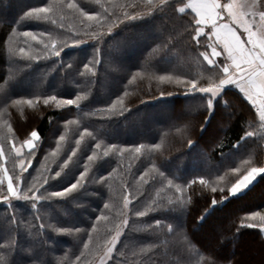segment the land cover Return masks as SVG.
<instances>
[{
	"label": "snow or ice",
	"instance_id": "6c2138e0",
	"mask_svg": "<svg viewBox=\"0 0 264 264\" xmlns=\"http://www.w3.org/2000/svg\"><path fill=\"white\" fill-rule=\"evenodd\" d=\"M179 2L182 6L175 7L176 0H123V3L119 5L122 12L118 15L115 6H112L111 11L109 7H101L100 11H89L85 10L77 0H52L46 4L42 3V6L28 8L16 21L17 27L11 29L12 35L18 37L28 47L26 49L17 44L15 48H10L9 52L19 55L20 59L26 62V67H31L33 62L53 61L55 58L53 70L60 66L61 76L68 75L76 67L75 57L67 62L62 60L63 50L89 41L94 42L91 58L83 63V68L91 73L88 83L83 87L77 85L79 92L75 99L61 98L58 94L37 96L36 100L42 99L45 106L55 105L57 109L76 106L79 109L81 102L86 101L92 94L95 77L98 76L94 66L101 64L103 60L105 37L125 22L151 16L154 12L165 14V22H168L167 13L171 10L172 26L177 29L179 24L184 29V33L191 37L188 44L189 49L197 54V59L202 58L200 59L201 67L212 75L205 79L170 69L159 70L156 67L157 58L161 55L174 54L176 46L174 47L173 44L180 33L177 30L174 33L164 32L163 29L158 28V31L162 33V38L152 42L138 65L139 71L128 73L127 69L118 62L113 63V71L123 72L125 78L129 75L130 78L127 79V84L123 85V96L118 95L107 108L98 111L107 114L108 119L128 112L130 107L126 104L125 98L130 93L127 89L135 82L142 80L149 82L148 94L151 98L177 94L192 97L194 102L184 105V118L172 120L167 124V131L163 132L161 143L140 144L134 148H123L118 144L104 146L99 139L101 136L99 130L89 131L85 126L84 130L79 132V138L75 140L76 146L72 148L71 154L63 164L59 165L60 170L44 168L43 171L38 170L39 174L35 176L30 171L33 160L25 157L34 158L36 155V150L40 146L37 143L39 140L37 131H31L19 147L16 146L14 136L5 144H0V205L6 207L4 222L0 223V264H65V257L69 253H65V257L55 255V249L51 246L52 242L48 239L49 232L53 235L73 237L82 243L83 248L75 257L73 264H83L87 252L91 251V246L96 243L101 230L104 235V252L100 257V264H109L122 237L127 235L126 230L130 228L133 217L138 222H142L140 218L163 210L180 212L186 217L191 208L196 205L197 197L207 196V207H203L198 217L195 218L196 223H200L205 219L209 208L222 203L229 196L242 192L256 176L264 174V166H252L248 160L243 161L245 165L243 168L235 165L226 166L222 171L205 172L186 181H181L176 174H168L162 170L164 163L168 161L163 150L164 140L168 136H176L180 140L181 148L192 146L193 137L204 131L209 123L217 98H221L226 89L233 87L238 90L236 93L238 96L243 94L251 106L249 111L254 109L258 120L254 118L248 124V128L253 130L244 129L243 135H240L236 143L231 146L235 149L240 146L241 141L253 140L257 150L264 151V0H187V2L179 0ZM97 3L99 4V0ZM138 9L143 10L138 11ZM57 11L71 14V19L78 22L66 27L65 17L61 16L59 22L55 18ZM186 11L191 12L192 18L185 24L186 17L183 15L177 17L176 13L184 14ZM28 20L47 22L53 27L39 32H18L20 25ZM81 37L86 39H81ZM202 40L205 42L201 43ZM124 43L126 42H123L122 46ZM201 48L204 51H200ZM77 75L83 78L85 73L78 72ZM152 84L156 85L158 95L152 93ZM0 103L8 109L22 105L33 107L32 99H12L11 96L5 102ZM224 107L228 118L234 117V110L227 101H224ZM194 113H199L203 117L198 129L192 121L186 119ZM72 123L75 121H68L65 128L67 129V126ZM5 126L8 133L12 134V125L6 122ZM86 138L93 143H91V155H87L83 170L79 171V175L75 176L67 186L56 191L49 190L46 185L50 181L63 175L69 169L70 162H73L78 154H86L85 149L90 146L85 142ZM66 139L65 135L59 137L56 151L52 153L53 156L58 155L60 142ZM220 140L222 137L219 136L214 147L222 149L223 145L219 142ZM8 152L14 153L17 161L16 166L11 170L3 163ZM127 152H134L137 159L143 157L145 152L158 154V158L151 160L139 177L143 185L155 188L156 191V196L151 199L143 211L136 210L134 207L133 202L136 197L129 193L130 181L121 178L122 201L111 195L110 181L114 179L113 173L123 167L121 162H118L117 168L112 169L107 176L97 175L94 171L98 162L110 156L120 161ZM204 155L208 158V153ZM89 182L101 187L109 186V199L112 201V203L103 204V207L98 210L99 214L89 222L90 227L61 224L49 213L42 212V201L65 200L81 191ZM156 185L159 187H155ZM168 193L171 195H166ZM13 201L28 202L31 207L29 216L21 215L14 207ZM238 219L240 220L238 226H235V220L232 222L231 226L235 227V231L230 235L225 234L227 229H218V239L210 241L208 248H201L202 251L196 252L198 259L194 261V264H237V261L220 257V246L226 240H232L235 246L238 240L237 234L241 229L259 227L261 232H264V212L253 211ZM160 228L165 229V236L172 237L181 246L192 245L185 224L171 222L167 219H155L154 223L146 225L143 231L151 234L155 229ZM85 235L88 237L86 241L82 239ZM97 247H99L98 244ZM156 247L158 245H152V248ZM133 255H138V253L134 252ZM21 256L24 259L18 260ZM117 264H128V262L127 260L118 261Z\"/></svg>",
	"mask_w": 264,
	"mask_h": 264
},
{
	"label": "trees",
	"instance_id": "16d2710c",
	"mask_svg": "<svg viewBox=\"0 0 264 264\" xmlns=\"http://www.w3.org/2000/svg\"><path fill=\"white\" fill-rule=\"evenodd\" d=\"M49 2L52 0H0V102H5L9 96L12 99L33 100V107L22 105L13 109H8L0 103V144H5L12 136L15 137L16 144H19L28 137L31 131H37L39 136L37 143L40 146L36 150V155L34 158L25 157L33 160L30 171L35 176L39 174L38 170L43 171L44 168L50 167L54 171H59V165L63 164L71 154L72 148L76 146L75 140L79 138V132H82L85 126L89 131L99 130L101 135L99 139L104 146L118 144L123 148H134L140 144L161 143L163 132L167 131V124L172 120L184 118V105L194 102L192 97L177 94L151 98L148 94L149 82L142 80L135 82L127 89L130 93L125 98L126 104L130 107L128 112L108 119L107 114L98 110L107 108L118 95L123 96V85L127 84V79L130 78V75L125 78L123 72L113 71V63L118 62L127 69L128 73L139 71L138 65L152 42L162 38V33L158 31V28L163 29L164 32L174 33L177 30L180 33L173 44L174 47L176 46L174 54L161 55L157 58L156 67L159 70L170 69L205 79L212 75L201 67L200 59L202 58L197 59V54L189 49L188 44L191 37L184 33V29L179 24L177 29L172 26L171 10L167 13L168 22H165V14L154 12L151 16L125 22L105 37L103 60L101 64L94 66L98 76L95 77L92 94L86 101L81 102L79 109L76 106L57 109L55 105H43L42 99L37 101L36 97L58 94L61 98L75 99L79 92L77 85L83 87L91 79V73L83 68V63L91 58L94 42L89 41L63 50L61 59L67 62L75 57L74 65L76 66L72 72L64 76L60 74V66L53 70L55 58L53 61L33 62L31 67H26V62L20 59L19 55L9 52V49L15 48L17 44L26 49L28 47L11 32L12 28L17 27L16 21L22 13L30 7L42 6V3ZM77 2L89 11H100L101 7H109L111 11L112 6H115L118 15L122 12L119 5L123 3V0H99V4L97 0H77ZM174 6L182 5L179 0H176ZM142 10L138 9V11ZM182 15L186 17L185 24L192 18L190 11L184 14L176 13L177 17ZM61 16L65 17L66 27L78 22L71 19V14L57 11L55 18L58 22ZM52 27L47 22L28 20L20 25L18 32H39L52 29ZM81 39L86 38L81 37ZM123 42H126L124 46H122ZM200 51L204 49L201 48ZM78 72H84L85 76L79 77ZM151 88L152 93L158 95L156 85L152 84ZM236 93H238L237 89L229 88L225 90L221 98H217L209 123L204 131L193 137L192 146L181 148L180 140L176 136H168L164 140L163 150L168 161L164 163L162 170L168 174H176L181 181H186L205 172L222 171L226 166L235 165L243 168L244 160L250 161L251 165L261 166L264 151L257 150L253 140L241 141L240 146L235 149L231 146L236 143L240 135H243L244 129L253 130L248 128V124L254 118L258 120L255 110L249 111L251 106L248 101L241 94L238 96ZM224 101H227L234 110L235 115L231 119L227 116ZM85 113L88 115H84ZM157 113L165 114L166 117L157 121L156 125L145 117ZM202 118L199 113L186 117L195 124L197 129ZM68 121H75V123L68 125L66 129L65 125ZM6 122L12 125V134L8 133ZM61 135H65L67 139L60 142L59 153L53 156L52 153L56 151L57 141ZM219 136L222 137L219 141L223 145L222 149L214 147ZM85 142L90 145L85 149L86 154H78L74 161L70 162L69 169L63 175L50 181L46 185L49 190L56 191L67 186L75 176L79 175V171L83 170L87 155H91V143H93L87 138ZM5 150L7 152V147ZM205 153H208V158L205 157ZM157 158L158 154L145 152L143 157L137 159L134 152H127L120 161L110 156L98 162L94 171L97 175L107 176L112 169L117 168V163L121 162L123 167L113 173L114 179L110 181L111 195L122 201L121 178L128 180L131 183L129 193L136 197L133 202L134 207L136 210L143 211L151 199L156 196V191L155 188L143 185L139 177L148 163ZM3 163L9 170L13 169L17 164L15 154L8 152ZM196 191H199L198 187ZM109 196V186L101 187L89 182L85 188L65 200L42 201V212L49 213L61 224L90 227L89 222L99 214L98 210L103 207V204L112 203ZM78 204L81 206L77 207ZM207 204V196L197 197L196 205L191 208L186 217L180 212L171 210L149 213L148 216L140 218L142 222H138L133 217L130 228L126 230L127 235L122 237L109 264H117L118 261L124 260H127L128 264H194V261L198 259L196 252L201 248H208L210 241L218 239V229L225 228L227 229L225 234L230 235L235 231V227L231 226L232 222L235 220V226L240 223L238 217L249 215L253 211L264 212V174L258 175L242 192L229 196L222 203L209 208L205 219L196 223L195 218L198 217L203 207H207ZM13 205L21 215L29 216L31 207L28 202L13 201ZM5 211L6 207L0 205V223L4 222ZM155 219H167L171 222L185 224L192 245L181 246L172 237L165 236L164 228L155 229L151 234L143 231L146 225L154 223ZM237 236L235 246L232 240L223 242L219 249L220 257L237 261V264H264V239H262L264 235L260 228L241 229ZM48 239L52 242L51 246L55 249L57 257H65V253H69L65 257V264H73L75 257L83 248V244L77 239L66 235H53L49 232ZM82 239L86 241L88 237L85 235ZM103 244L104 235L101 230L96 243L91 246V251L87 252L83 264H95L104 251ZM152 245H158V247L152 248ZM251 247L262 248L260 260H253L251 254L246 255ZM141 249H143L142 252ZM134 252L138 255L134 256ZM23 259L22 256L18 257V260Z\"/></svg>",
	"mask_w": 264,
	"mask_h": 264
},
{
	"label": "rangeland",
	"instance_id": "374dc122",
	"mask_svg": "<svg viewBox=\"0 0 264 264\" xmlns=\"http://www.w3.org/2000/svg\"><path fill=\"white\" fill-rule=\"evenodd\" d=\"M207 30V29H206ZM254 110V109H253ZM146 117V119L147 120H150L154 125H156L155 123L157 122V121H159V120H161V119H163L164 117H166V115L165 114H160V113H157V114H154L153 116H151V115H146L145 116ZM19 145H20V143L19 144H16V146L17 147H19ZM6 166V165H5ZM252 166H255V165H252ZM261 166H264V153H263V158H262V163H261ZM257 167H259V166H257ZM257 177V176H256ZM255 177V178H256ZM255 180V179H254ZM253 180V181H254ZM252 181V182H253ZM251 182V183H252ZM250 183V184H251ZM249 184V185H250ZM248 185V186H249ZM246 189V188H245ZM240 193V192H239ZM238 194V193H237ZM263 233V235H264V232H262ZM104 252V251H103ZM103 252H102V254L98 257V259H97V261H96V263L95 264H100V257L103 255ZM261 253H262V248L261 247H259V248H255V247H251V248H249L248 249V251L246 252V255L247 254H251L252 255V258H253V260H260L261 259ZM250 259H251V257H250Z\"/></svg>",
	"mask_w": 264,
	"mask_h": 264
},
{
	"label": "crops",
	"instance_id": "0c3cea01",
	"mask_svg": "<svg viewBox=\"0 0 264 264\" xmlns=\"http://www.w3.org/2000/svg\"><path fill=\"white\" fill-rule=\"evenodd\" d=\"M186 2H187V0H186ZM210 51V50H209ZM242 96H243V94H241Z\"/></svg>",
	"mask_w": 264,
	"mask_h": 264
}]
</instances>
